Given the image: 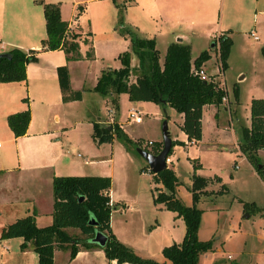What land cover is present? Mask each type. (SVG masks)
I'll return each mask as SVG.
<instances>
[{"label": "crops", "instance_id": "obj_1", "mask_svg": "<svg viewBox=\"0 0 264 264\" xmlns=\"http://www.w3.org/2000/svg\"><path fill=\"white\" fill-rule=\"evenodd\" d=\"M43 1L57 4L60 18L78 34L80 58L66 61L61 50H41V40L45 38L44 18L41 6L34 0H0V52L10 48L37 51L36 60L25 65L24 82H0V229L31 209L35 210L37 225L51 221L53 175H108L111 231L137 254L168 264L161 248L180 241L184 232L183 220L161 203L152 201V187H161L160 183L148 180L143 185L136 179L127 184L131 166L134 171L133 165L140 162L130 147L126 148L117 138L95 143L91 137L93 122L118 124L132 140L140 137L128 130L131 122L126 121V114L131 107L140 110L138 106L145 101H128L123 120L119 118L118 105L116 111L112 105L107 108L105 117L101 118L97 115L98 104L110 101V96L91 90L101 70L118 68L117 54L129 50L128 37L117 29V9L111 0ZM79 5L81 11L77 8ZM122 15L123 25L134 35L154 39L160 59L167 45L178 40L189 46L191 60L200 51L207 50L209 58L201 67L213 78L219 75L220 68L216 48L209 46L210 41L217 34L230 30L231 46L226 68L220 70L227 102L202 107L201 136L195 141L188 140L179 128L182 115L168 106L164 108L166 113L169 109L175 113L172 128L169 129L166 123L170 138L182 141V144L172 146L168 154L170 162L166 166L178 179L175 167L179 159L186 158L191 173L190 159H196L199 167L195 173L211 178L205 189L216 190L219 186L208 188V184L216 181L212 177L217 174L201 173L200 151L216 153L230 147L235 156L244 159L258 176L239 150L238 141L241 127L250 125V100L264 98L255 70L259 68L264 73V59L260 53V47L264 46V0H130L125 3ZM249 31H253L257 39H252ZM237 33L248 35L254 42L250 53L240 52L243 57L240 64L232 62L234 35ZM158 48H162L163 55ZM136 65L137 60L131 54L130 66ZM62 66L67 70L70 89L81 91L77 100H62L56 73V69ZM248 73L250 81L244 84ZM233 88L237 89L236 98L232 96ZM125 97V93L117 96L118 99ZM24 109L29 110L27 127L23 134L14 136L5 118ZM159 109L156 108L155 114ZM69 130H75L71 137L67 136ZM256 154L264 157V148L257 149ZM233 160L236 161L235 157ZM180 182L178 179L176 192ZM208 196L211 195L201 194L198 201ZM190 202L191 199L189 203L185 201L186 204ZM66 229L79 234L77 228ZM20 242L18 236L0 237V264H37V254L30 246L21 249ZM216 250V245H212L211 249L199 254L198 260L203 253ZM52 261L53 264H129L106 258L97 245L79 247L73 257H69L65 249L55 248Z\"/></svg>", "mask_w": 264, "mask_h": 264}, {"label": "trees", "instance_id": "obj_2", "mask_svg": "<svg viewBox=\"0 0 264 264\" xmlns=\"http://www.w3.org/2000/svg\"><path fill=\"white\" fill-rule=\"evenodd\" d=\"M42 9L44 18L45 38L41 40V50H61L66 61L80 58L77 35L67 26V22L59 15L55 3L34 0ZM118 10L125 7L130 0H111ZM79 11L82 6L77 7ZM117 29L121 35L129 39V50L117 54L120 66L101 70L92 91L100 95H109L113 108H117V96L127 95L128 101H148L156 104L164 112L166 106L182 115L179 128L186 134L187 139L198 140L201 136V111L206 104L221 103L223 92L215 89L214 84L201 80L190 71L209 58L207 50H202L191 60L189 46L179 41L167 45L161 63L153 38H140L123 25L121 16L117 18ZM230 30L217 34L211 41L210 47L216 48L219 68H226V59L231 46ZM264 59V46L260 47ZM0 82H24L25 65L36 60V50L23 51L10 48L0 52ZM131 54H134L137 65L130 66ZM91 58V54L87 53ZM62 100H77L81 91H73L69 87L67 70L64 66L56 69ZM134 74L131 79V74ZM232 96L237 97V89H232ZM25 101V100H24ZM249 127L242 126L238 141L239 150L245 155L254 171L264 179V161L260 162L256 150L264 148V98H252L249 102ZM6 124L14 136L25 132L29 121V110L8 114ZM91 137L95 143L119 139L126 148L140 145L139 139L132 140L118 124H99L93 122ZM174 144H182L178 139H171L167 155ZM161 140L156 142L150 152L157 153ZM132 149V150H133ZM136 152V151H135ZM192 173L190 174V204H184L176 195L177 176L170 167H164L158 172L151 171L153 183L152 201L161 203L165 209L174 211L184 224V232L180 241H173L161 248L162 256L168 264H197L200 253L211 249L212 239H199L197 229L201 209L196 203L201 194L206 193L205 186L210 177L195 173L199 167L196 159H190ZM212 179L219 181L214 175ZM110 177L96 174H67L53 175L51 178L52 210L51 221L45 225L35 223V210L31 209L23 216L16 217L0 229V237H21V249L30 246L37 254V264H53L52 252L55 248L65 249L69 257H73L79 247L97 245L108 259L117 263L129 264H166L152 257L137 254L130 246L121 242L111 231L109 215L112 204L109 202L108 190ZM226 190L220 183L216 190L210 193L220 194ZM81 197V198H80ZM250 205L252 210L258 207L253 202H243ZM67 227L77 228L79 234L70 233ZM100 231L105 236L102 245L91 240L94 231Z\"/></svg>", "mask_w": 264, "mask_h": 264}, {"label": "rangeland", "instance_id": "obj_3", "mask_svg": "<svg viewBox=\"0 0 264 264\" xmlns=\"http://www.w3.org/2000/svg\"><path fill=\"white\" fill-rule=\"evenodd\" d=\"M121 1L117 0V2ZM116 9L117 18L121 16V19H123L122 14L125 7L120 9V11L118 8ZM253 46L254 42L248 35L241 33L234 35L232 62L240 64L243 61V57L240 54L250 53ZM158 49L163 55L162 48ZM161 61L162 58L160 59L159 57V63ZM255 70L257 71L256 75L260 88L264 93V73L259 71V68ZM249 75L248 73L244 84L250 81ZM133 76L134 74L132 73L131 79ZM230 77L231 80L234 79L233 75ZM214 79L221 80V75L215 76ZM117 105L119 118L123 120L125 109L129 105L128 99L126 97L124 99L117 98ZM110 106L109 100L103 105L98 104L97 115L104 118L106 110ZM138 107L142 115L141 122L138 124L130 123L127 128L132 134H139V147L150 151L151 147L161 140V122L165 120L169 125V129L172 128L175 113H172L170 109L167 113L159 109V113L155 114L158 106L146 101ZM117 109L114 110L116 111ZM166 115H169L167 120ZM74 131L69 130L67 136H73ZM61 136L63 138L64 134L62 133ZM148 139L152 141L151 144H146ZM118 141L120 140L118 139ZM120 143L122 144L121 141ZM200 152L201 173L217 174L221 177L220 181L208 184V188H217L220 183H223L227 191L213 196L210 190H206L207 192L204 195L211 196L205 197L196 203L197 207L201 209L197 237L201 236L203 237L202 239L210 237L212 245L217 247V250L213 253L212 251L203 253L199 260L197 259V264H264V179L255 175L245 160L240 156H235L230 147L216 153L206 152V150H201ZM134 153L138 155L140 162L137 163L138 165H133L135 166L134 171L131 166V173L126 177V181L127 184H130L138 179L144 185L148 180L151 181V170L148 173L142 172L141 170L144 171L149 166L143 157L135 151ZM232 155L236 159L235 162ZM257 158L260 162L264 160L263 156L259 157L257 155ZM234 163L236 166L233 165ZM175 168L178 173V179L181 180L178 191L175 193L184 204H186L185 201L189 203L190 193L188 185L191 170L186 158H180ZM243 202H253L258 209L252 210L248 204L243 206Z\"/></svg>", "mask_w": 264, "mask_h": 264}, {"label": "water", "instance_id": "obj_4", "mask_svg": "<svg viewBox=\"0 0 264 264\" xmlns=\"http://www.w3.org/2000/svg\"><path fill=\"white\" fill-rule=\"evenodd\" d=\"M179 41V40H178ZM4 55V54H0ZM171 145V138L167 129L166 121L161 122V147L157 153H152L139 146L135 147V151L145 159L150 170L155 173L166 167L165 156L167 155L168 149ZM81 198V197H80ZM92 241L102 245L105 241V236L100 231L96 230L91 238Z\"/></svg>", "mask_w": 264, "mask_h": 264}, {"label": "built area", "instance_id": "obj_5", "mask_svg": "<svg viewBox=\"0 0 264 264\" xmlns=\"http://www.w3.org/2000/svg\"><path fill=\"white\" fill-rule=\"evenodd\" d=\"M248 34L252 39H257V36L253 33V31H249ZM190 71H192L193 74L197 75L201 80L208 81L214 84L215 89L221 90L223 92V95L221 96V102H224V103L227 102V93H226L222 80L215 81L213 76H208L207 74H205L201 65L197 69H194L193 66H191ZM218 74H220V70L218 71ZM141 120H142V115L139 110H137L136 108H132V107L127 110V114H126L127 122L140 123ZM188 140H192V139H188ZM151 143H152L151 140L146 141V144H151ZM164 160H165V164L168 165V163L170 162L168 155L165 156ZM141 171L148 173L150 171V168L147 167L144 171L143 170Z\"/></svg>", "mask_w": 264, "mask_h": 264}]
</instances>
